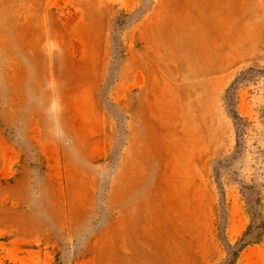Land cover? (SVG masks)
<instances>
[{
  "label": "rangeland",
  "instance_id": "1",
  "mask_svg": "<svg viewBox=\"0 0 264 264\" xmlns=\"http://www.w3.org/2000/svg\"><path fill=\"white\" fill-rule=\"evenodd\" d=\"M0 264H264V0H0Z\"/></svg>",
  "mask_w": 264,
  "mask_h": 264
}]
</instances>
